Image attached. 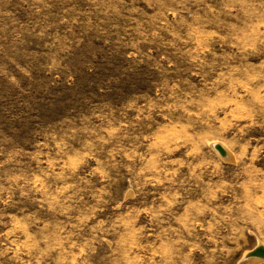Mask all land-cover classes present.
Wrapping results in <instances>:
<instances>
[{"label":"rangeland","instance_id":"1","mask_svg":"<svg viewBox=\"0 0 264 264\" xmlns=\"http://www.w3.org/2000/svg\"><path fill=\"white\" fill-rule=\"evenodd\" d=\"M260 245L264 0H0V264Z\"/></svg>","mask_w":264,"mask_h":264},{"label":"bare ground","instance_id":"2","mask_svg":"<svg viewBox=\"0 0 264 264\" xmlns=\"http://www.w3.org/2000/svg\"><path fill=\"white\" fill-rule=\"evenodd\" d=\"M216 146H220L222 148L221 153L225 158H230L231 153L221 144H216ZM254 252H258L260 254H253ZM264 260V246L260 245L253 251L249 252L240 262L239 264H254L255 262Z\"/></svg>","mask_w":264,"mask_h":264},{"label":"water","instance_id":"3","mask_svg":"<svg viewBox=\"0 0 264 264\" xmlns=\"http://www.w3.org/2000/svg\"><path fill=\"white\" fill-rule=\"evenodd\" d=\"M218 149L221 150V149H220V146H218ZM253 254H260V253H258V252H254Z\"/></svg>","mask_w":264,"mask_h":264}]
</instances>
